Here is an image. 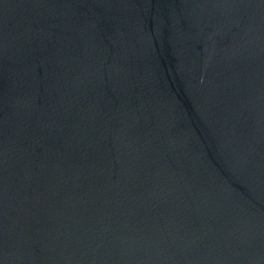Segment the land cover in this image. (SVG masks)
I'll list each match as a JSON object with an SVG mask.
<instances>
[{"label": "water", "instance_id": "obj_1", "mask_svg": "<svg viewBox=\"0 0 264 264\" xmlns=\"http://www.w3.org/2000/svg\"><path fill=\"white\" fill-rule=\"evenodd\" d=\"M0 264H264V0H0Z\"/></svg>", "mask_w": 264, "mask_h": 264}]
</instances>
